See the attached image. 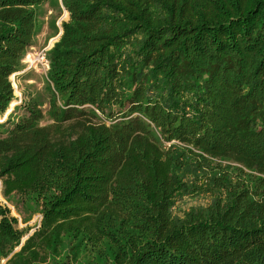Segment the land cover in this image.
I'll return each instance as SVG.
<instances>
[{
	"label": "trees",
	"instance_id": "16d2710c",
	"mask_svg": "<svg viewBox=\"0 0 264 264\" xmlns=\"http://www.w3.org/2000/svg\"><path fill=\"white\" fill-rule=\"evenodd\" d=\"M47 1L0 0V116ZM61 4L51 123L31 106L0 138L3 197L39 202L42 232L94 225L117 264H264V0ZM179 193L213 199L176 218ZM108 208L134 218L124 241ZM25 235L0 206V264Z\"/></svg>",
	"mask_w": 264,
	"mask_h": 264
},
{
	"label": "rangeland",
	"instance_id": "374dc122",
	"mask_svg": "<svg viewBox=\"0 0 264 264\" xmlns=\"http://www.w3.org/2000/svg\"><path fill=\"white\" fill-rule=\"evenodd\" d=\"M36 31L30 47L26 50L19 71L10 78L14 91V101L9 106V113L0 116V138L8 135L13 123L28 115L27 108L36 106L42 112L41 126L51 123L50 109L51 90L47 79L49 70L48 52L61 34V23L67 21L68 14L61 0H48L36 9ZM28 56L30 60L27 59ZM212 164L220 166H238L230 161L209 159ZM254 177L257 174H252ZM253 177V178H254ZM264 177V176H263ZM190 177L185 178V180ZM255 179L250 188L254 189ZM210 193H179L175 198L172 215L183 218L191 209H205L212 202ZM0 206L8 209L17 220L19 230L26 231L25 237L15 249L14 260L9 264H117L118 248L106 237L100 235L92 224L82 225L69 222L58 225L50 232L40 231L41 206L29 197L11 196L5 199L2 195L0 181ZM134 218L127 211L108 208L103 215L102 226L115 233L122 241L134 231ZM120 240V241H121ZM121 243L123 244V242ZM10 258V257H9ZM7 260L1 262L5 264Z\"/></svg>",
	"mask_w": 264,
	"mask_h": 264
},
{
	"label": "bare ground",
	"instance_id": "6f19581e",
	"mask_svg": "<svg viewBox=\"0 0 264 264\" xmlns=\"http://www.w3.org/2000/svg\"><path fill=\"white\" fill-rule=\"evenodd\" d=\"M65 13H66V12H65ZM66 14H67V13H66ZM30 57H31V56H28V58H27V59H29V60H30ZM10 78L12 79V76H11ZM12 104H14V103H11V105H12ZM12 106H13V105H12ZM9 112H10V111L8 110V113H9ZM8 113H7V114H8ZM7 114H6V115H7Z\"/></svg>",
	"mask_w": 264,
	"mask_h": 264
},
{
	"label": "built area",
	"instance_id": "2783aa9c",
	"mask_svg": "<svg viewBox=\"0 0 264 264\" xmlns=\"http://www.w3.org/2000/svg\"><path fill=\"white\" fill-rule=\"evenodd\" d=\"M167 146H170V144H166Z\"/></svg>",
	"mask_w": 264,
	"mask_h": 264
},
{
	"label": "water",
	"instance_id": "95a60500",
	"mask_svg": "<svg viewBox=\"0 0 264 264\" xmlns=\"http://www.w3.org/2000/svg\"><path fill=\"white\" fill-rule=\"evenodd\" d=\"M61 35V34H60Z\"/></svg>",
	"mask_w": 264,
	"mask_h": 264
}]
</instances>
